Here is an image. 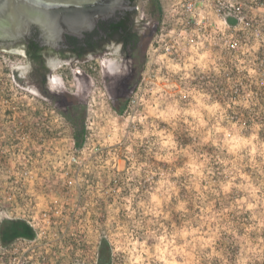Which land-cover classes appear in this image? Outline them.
Here are the masks:
<instances>
[{"label":"rangeland","instance_id":"374dc122","mask_svg":"<svg viewBox=\"0 0 264 264\" xmlns=\"http://www.w3.org/2000/svg\"><path fill=\"white\" fill-rule=\"evenodd\" d=\"M170 3L139 89L120 113L96 91L80 147L19 80L16 46L0 48V231L36 226L0 238V264H95L102 240L111 264H264V94L232 92L241 73L208 22L185 25Z\"/></svg>","mask_w":264,"mask_h":264},{"label":"flooded vegetation","instance_id":"af4514ba","mask_svg":"<svg viewBox=\"0 0 264 264\" xmlns=\"http://www.w3.org/2000/svg\"><path fill=\"white\" fill-rule=\"evenodd\" d=\"M154 1L152 5L151 0H121L80 35H66L54 42L33 24L16 41L0 39V48L16 46L27 70V80H19L72 122L84 117L96 91L120 113L140 87L149 48L163 21L162 9ZM66 64L71 84L57 71Z\"/></svg>","mask_w":264,"mask_h":264},{"label":"built area","instance_id":"2783aa9c","mask_svg":"<svg viewBox=\"0 0 264 264\" xmlns=\"http://www.w3.org/2000/svg\"><path fill=\"white\" fill-rule=\"evenodd\" d=\"M158 2L163 10V0ZM170 2L171 15L173 17L179 15L178 19L185 20V25L200 17L208 22L205 24L210 29L207 35L216 38L214 48H225L234 70L241 73L235 77L233 75L227 77L233 82L232 92L236 93L237 90L248 87L255 95L264 94V0H170ZM204 31L206 32V29ZM71 144V147L74 146V141ZM72 159L75 160L73 155ZM25 221L32 229L36 227L32 220Z\"/></svg>","mask_w":264,"mask_h":264},{"label":"water","instance_id":"95a60500","mask_svg":"<svg viewBox=\"0 0 264 264\" xmlns=\"http://www.w3.org/2000/svg\"><path fill=\"white\" fill-rule=\"evenodd\" d=\"M121 0H0V39L16 41L37 25L49 41L80 35Z\"/></svg>","mask_w":264,"mask_h":264},{"label":"trees","instance_id":"16d2710c","mask_svg":"<svg viewBox=\"0 0 264 264\" xmlns=\"http://www.w3.org/2000/svg\"><path fill=\"white\" fill-rule=\"evenodd\" d=\"M154 0H151L152 5H154ZM82 120L73 122L74 123V144L80 147L84 140V130L82 126ZM26 237L32 238L34 236V231L28 224L21 220H4L1 222L0 238L3 244H7L15 237ZM111 251L105 240H102L98 248L97 259L95 264H111Z\"/></svg>","mask_w":264,"mask_h":264}]
</instances>
